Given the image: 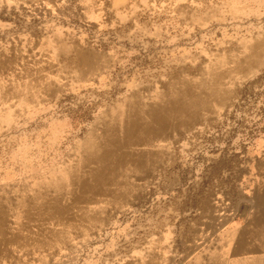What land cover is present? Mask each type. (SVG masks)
Instances as JSON below:
<instances>
[{"label": "rangeland", "instance_id": "374dc122", "mask_svg": "<svg viewBox=\"0 0 264 264\" xmlns=\"http://www.w3.org/2000/svg\"><path fill=\"white\" fill-rule=\"evenodd\" d=\"M0 76V264H264V0H0Z\"/></svg>", "mask_w": 264, "mask_h": 264}, {"label": "bare ground", "instance_id": "6f19581e", "mask_svg": "<svg viewBox=\"0 0 264 264\" xmlns=\"http://www.w3.org/2000/svg\"><path fill=\"white\" fill-rule=\"evenodd\" d=\"M19 2V1H18ZM19 3H22V2H19ZM24 4V3H23ZM29 4V3H28ZM58 35V34H57ZM56 35V36H57ZM72 37V36H71ZM56 38V37H55ZM54 38V39H55ZM70 38V37H69ZM68 39V38H67ZM58 39H56V41H57ZM79 41V40H78ZM70 42V41H69ZM71 42H72V40H71ZM67 43V42H66ZM68 44V43H67ZM66 47V46H65ZM85 47V46H84ZM68 47H66V49H67ZM82 48V47H81ZM62 49H63V47H62ZM86 49H87V47H86ZM63 51V50H62ZM71 52V51H70ZM87 52V51H86ZM93 52V51H92ZM74 53V52H73ZM67 54H69V53H67ZM83 54V53H82ZM227 54V53H226ZM58 55V54H57ZM72 55V54H71ZM88 55V54H87ZM86 55V56H87ZM60 56H61V54H60ZM59 56V57H60ZM75 56V55H74ZM92 56H93V54H92ZM91 56V57H92ZM73 57V56H72ZM105 57V56H104ZM71 58V57H70ZM85 58V57H84ZM229 58V57H228ZM57 59V58H56ZM63 59H65L64 57H63ZM74 60H76V59H74ZM94 60V59H93ZM15 61V60H14ZM53 61V60H52ZM61 61V60H60ZM69 61V60H68ZM72 61V60H71ZM20 63V62H19ZM64 63V62H63ZM69 63V62H68ZM71 63V62H70ZM220 63V62H219ZM243 63V62H242ZM235 64V63H234ZM246 64V63H245ZM14 65V64H13ZM21 65V64H20ZM45 65V64H44ZM67 65H69V64H67ZM81 65V64H80ZM193 65V64H192ZM240 65V64H239ZM25 66V65H24ZM99 66V65H98ZM97 66V67H98ZM204 66V65H203ZM27 67V66H26ZM62 68V67H61ZM193 69V68H192ZM81 70V69H80ZM180 70V69H179ZM27 71H28V69H27ZM68 71V70H67ZM102 71V70H101ZM101 71H100V73H101ZM181 71V70H180ZM193 71V70H192ZM205 71V70H204ZM37 72V71H36ZM46 72V71H45ZM76 72H77V70H76ZM89 72V71H88ZM94 72V71H93ZM217 72V71H216ZM67 73V72H66ZM182 73V72H181ZM223 73H225V71L223 72ZM10 74V73H9ZM185 74V73H184ZM236 74V73H235ZM234 75V74H233ZM31 76V75H30ZM37 76V75H36ZM54 76V75H53ZM67 76H69V75H67ZM215 76V75H214ZM223 76V75H222ZM229 76V75H228ZM65 77V76H64ZM176 77V76H175ZM190 77H192V76H190ZM227 77V76H226ZM0 78H1V76H0ZM73 78V77H72ZM233 78V77H232ZM184 79V78H183ZM210 79V78H209ZM18 81V80H17ZM72 81H74V80H72ZM206 81V80H205ZM214 81H216V80H214ZM70 82V81H69ZM175 82V81H174ZM200 82V81H199ZM76 83V82H75ZM169 83V82H168ZM167 83V84H168ZM197 83V82H196ZM212 83V82H211ZM217 83V82H216ZM215 83V84H216ZM81 84V83H80ZM191 84V83H190ZM212 84H214V83H212ZM219 84V83H218ZM16 85V84H15ZM37 85V84H36ZM41 85V84H40ZM77 85V84H76ZM87 85V84H86ZM202 85H204V84H202ZM223 85V84H222ZM168 86H170V85H168ZM172 86V85H171ZM170 86V87H171ZM174 86V85H173ZM194 86V85H193ZM199 86V85H198ZM218 86V85H217ZM54 87V86H53ZM210 87V86H209ZM219 87V86H218ZM9 88V87H8ZM22 88H23V85H22ZM26 88V87H25ZM58 88V87H57ZM165 87H163V89H164ZM173 88V87H172ZM190 88V87H189ZM4 89V88H3ZM54 89H56V88H54ZM167 89V88H166ZM194 89V88H193ZM197 89V88H196ZM208 89V88H207ZM219 89H221V88H219ZM5 90V89H4ZM10 90V89H9ZM38 90V89H37ZM153 90V89H152ZM198 90V89H197ZM26 91V90H25ZM48 91V90H47ZM163 91V90H162ZM8 92V91H7ZM45 92V91H44ZM63 92V91H62ZM135 92V91H134ZM175 92V91H174ZM177 92V91H176ZM4 93H6V92H4ZM178 93V92H177ZM223 93V92H222ZM37 94V93H36ZM226 94V93H225ZM229 94V93H228ZM131 95V94H130ZM146 95V94H145ZM150 95V94H149ZM13 96V95H12ZM23 96V95H22ZM43 96V95H42ZM49 96V95H48ZM176 96V95H175ZM204 96V95H203ZM226 96V95H225ZM133 97V96H132ZM139 97H140V95H139ZM148 97V96H147ZM172 97V96H171ZM213 97V96H212ZM215 97V96H214ZM213 97V98H214ZM39 98V97H38ZM137 98V97H136ZM163 98V97H162ZM161 98V99H162ZM15 99V98H14ZM40 99V98H39ZM141 99V98H140ZM150 99V98H149ZM10 100V99H9ZM33 100V99H32ZM163 100V99H162ZM216 100V99H215ZM12 101V100H11ZM144 101V100H143ZM225 101V100H224ZM2 102V101H1ZM161 102V101H160ZM222 102H223V100H222ZM29 104V103H28ZM161 104V103H160ZM163 104V103H162ZM172 104V103H171ZM219 104V103H218ZM205 105V104H204ZM8 106H9V104H8ZM30 106V105H29ZM145 106V105H144ZM147 106V105H146ZM126 107V106H125ZM140 107V106H139ZM143 107V106H142ZM125 111V110H124ZM207 111V110H206ZM211 112V111H210ZM125 113V112H124ZM108 114H110V113H108ZM185 114V113H184ZM204 115V114H203ZM101 116H103V115H101ZM210 116V115H209ZM117 117V116H116ZM201 117V116H200ZM208 117V116H207ZM114 118V117H113ZM203 118V117H202ZM197 119V118H196ZM200 119V118H199ZM205 120V119H204ZM106 121V120H105ZM114 121V120H113ZM156 121V120H155ZM98 122V121H97ZM130 122H133V121H130ZM157 122V121H156ZM110 123V122H109ZM199 123V122H198ZM197 123V124H198ZM97 124V123H96ZM95 124V125H96ZM128 124V123H127ZM135 124V122L134 123H129L128 125H127V129L129 128V127H131V126H133ZM107 125H109V124H107ZM140 125H142V124H140ZM155 125V124H154ZM184 126V125H183ZM103 127V126H102ZM108 127V126H107ZM180 127V126H179ZM153 130V128H151L150 126L149 127H141V129L139 130V132H138V134H139V136L137 137V139H139V140H141V141H145V140H147V139H150V137H152L153 136V133H154V131H152ZM174 130V129H173ZM175 131V130H174ZM183 131V130H182ZM120 133H121V131H120ZM97 134V133H96ZM103 134V133H102ZM180 135V134H179ZM96 136V135H95ZM177 136V135H176ZM101 137V136H100ZM164 138V137H163ZM174 138V137H173ZM162 139V138H161ZM177 139V138H176ZM156 140V139H155ZM164 140V139H163ZM167 140V139H166ZM110 142H111V145H109V146H105V147H102L101 149H99V150H101V151H95V156H94V154H91V156H90V159H89V161L91 162V163H93V164H95V165H97V167H99L101 170H96V171H94V174H96V175H94V176H97L98 178H99V176H104V175H106L108 172H109V169H110V166H112L111 164H115V165H124V164H126V165H130V163H129V161L128 160H126V157H127V155L126 154H124L125 153V151H118V150H116L113 146H112V144H114V142L112 141V139H110L109 140ZM153 141H154V139H153ZM91 142V141H90ZM151 142H152V140H151ZM147 144V143H146ZM145 144V145H146ZM151 145V144H150ZM140 147V146H139ZM131 148V147H130ZM83 150H85L84 148H83ZM105 151H109L108 153L107 152H105ZM142 151V150H141ZM158 151V150H157ZM120 152V157H118L117 156V153H119ZM150 152H152L151 150H150ZM156 152V151H155ZM98 153V154H97ZM106 154V157L105 156H103V155H101V154ZM159 153V152H158ZM143 154V153H142ZM81 156V155H80ZM108 157V158H107ZM134 157V156H133ZM151 157H152V155H151ZM158 157V156H157ZM110 158V159H109ZM128 158H129V156H128ZM149 158V157H148ZM154 158V157H153ZM161 158V157H160ZM131 159V158H130ZM147 159V158H146ZM150 161V160H149ZM155 161V160H154ZM133 162H135V161H133ZM78 163V162H77ZM77 163H75V164H77ZM142 163V162H141ZM155 163V162H154ZM163 163V162H162ZM136 164V163H135ZM103 166V167H102ZM125 166V165H124ZM149 166H150V164H149ZM154 166V165H153ZM121 167V166H120ZM129 167V166H128ZM152 167V166H151ZM122 168V167H121ZM75 169V168H74ZM133 169V168H132ZM138 169V168H137ZM140 169V168H139ZM142 169V168H141ZM144 169V168H143ZM155 169V168H154ZM157 169V168H156ZM73 170V169H72ZM71 170V171H72ZM120 171V170H119ZM145 171V170H144ZM113 172V171H112ZM146 172V171H145ZM72 174V173H71ZM144 175H146V174H144ZM128 176V175H127ZM77 177V176H76ZM93 177V176H92ZM92 179V178H91ZM125 179V178H124ZM117 180V179H116ZM78 182V181H77ZM118 182V181H117ZM121 182V181H120ZM101 184H102V182H101ZM96 185V186H94L93 184H89V183H80L79 182V184H78V189H79V193H77L75 196H73V197H70V199L68 200V204L66 203V205H63V207H57V208H54L53 210H51V211H44V216L45 217H47V216H50V215H53V216H55V217H58V218H63V219H67V217H70L71 215H72V212H73V209L74 208H79L80 206H82V205H85V204H88V203H90V202H92V200L95 198V196H97V195H99V194H101L102 192H103V188H102V185ZM119 185H121V184H119ZM125 186V185H124ZM64 187V186H63ZM59 188H61V187H59ZM115 188V187H114ZM119 188V187H118ZM61 190H63L62 188H61ZM124 190V189H123ZM44 192V191H43ZM44 193H46V192H44ZM124 193V192H123ZM42 194V193H41ZM43 195V194H42ZM126 195H127V192H126ZM53 198V197H52ZM63 198V197H62ZM48 199V198H47ZM54 199V198H53ZM57 199V198H56ZM64 199V198H63ZM122 199V198H121ZM120 199V200H121ZM61 200V199H60ZM33 201V200H32ZM49 201V200H48ZM57 201V200H56ZM66 201V200H65ZM54 202H55V200H54ZM54 202H53V204H54ZM58 202V201H57ZM56 202V203H57ZM67 202V201H66ZM49 203H50V201H49ZM51 205V204H50ZM34 206V205H33ZM39 206V205H38ZM45 206V205H44ZM47 206H49V205H47ZM43 208V207H42ZM27 209V208H26ZM38 209H39V207H38ZM45 209H46V207H45ZM34 210V209H33ZM36 210V209H35ZM31 211V210H30ZM40 211V210H39ZM35 212V211H34ZM42 212V211H41ZM41 215V214H40ZM44 216H43V218H44ZM53 220V219H52ZM51 220V221H52ZM61 220V219H60ZM63 222V221H62ZM63 223H65V222H63ZM200 234V233H199ZM192 256V255H191ZM188 260H189V258H188ZM222 260V259H221ZM168 261H170V260H168ZM173 261V260H172ZM153 263V262H152ZM159 264V263H158ZM201 264V263H200Z\"/></svg>", "mask_w": 264, "mask_h": 264}, {"label": "crops", "instance_id": "0c3cea01", "mask_svg": "<svg viewBox=\"0 0 264 264\" xmlns=\"http://www.w3.org/2000/svg\"><path fill=\"white\" fill-rule=\"evenodd\" d=\"M255 243H256V240H251L250 242L248 241V244H251L252 245V247L255 245ZM250 253H248L249 255H247V256H249L250 258L252 257L251 256V254H256V253H258V252H254L253 250H251V248H250V251H249ZM259 253H261V254H264V248L259 252ZM240 254H242V255H240L239 257H243L244 256V254H245V252H241ZM254 254V255H255ZM256 255H258V254H256ZM263 256V258H264V255H262ZM255 257V256H254ZM257 258V257H256Z\"/></svg>", "mask_w": 264, "mask_h": 264}, {"label": "water", "instance_id": "95a60500", "mask_svg": "<svg viewBox=\"0 0 264 264\" xmlns=\"http://www.w3.org/2000/svg\"><path fill=\"white\" fill-rule=\"evenodd\" d=\"M246 209H247L246 207L243 209V212H242V214H245V212H246Z\"/></svg>", "mask_w": 264, "mask_h": 264}]
</instances>
